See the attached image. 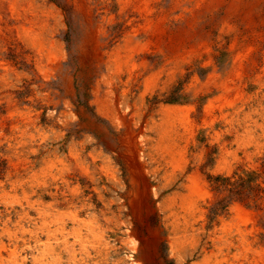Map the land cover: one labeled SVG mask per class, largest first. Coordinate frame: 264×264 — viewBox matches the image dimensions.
<instances>
[{
  "label": "bare ground",
  "instance_id": "6f19581e",
  "mask_svg": "<svg viewBox=\"0 0 264 264\" xmlns=\"http://www.w3.org/2000/svg\"><path fill=\"white\" fill-rule=\"evenodd\" d=\"M69 1L64 0L68 5ZM240 1L242 0H236V4H240ZM59 2L60 0H0V139L2 137L9 139L23 136L29 140V148L26 152H23L22 158H19L20 160L15 159L14 155L9 153L7 155L9 158L8 164H5L3 167L0 165V199H4L6 208L4 209L5 211L0 209V215L4 212L3 215L9 217L6 220L0 218V223L9 225L13 221L12 214L21 210L19 212L20 217L16 223L22 230L23 236L20 234L18 227H16L18 231H12V227L7 226L5 231L10 233V240L16 246L19 245L21 239H27L28 253L23 258L24 263H28L29 255L32 256V264L41 263V261L46 263L43 259L51 255L54 261L53 264H68L71 262L73 264H120L118 260L111 261V251H113L110 246L113 232L111 223L117 221V218L119 220V217L124 211L125 204L120 201L122 198H118V196L116 199H108L109 201H106L103 191L96 185L99 184L101 179H103L102 177H105L106 174L108 178L115 180V176L107 167L121 159L128 165L130 171H134L133 173L144 174V163L141 162V159L134 152H126L127 154L121 155H107L105 153L106 150L116 149L114 139L110 140L107 138L108 135L106 134L108 131L111 132L109 136H113L115 133V137L116 134L120 133L122 128L121 124H124V122L129 125V128L132 127V118L129 117L128 113L131 110V104L119 107L115 110L116 114L113 111L112 115L106 111L107 104L104 100H106V96H113L115 90L119 88L124 69L129 74V79L136 77L135 67L137 65L139 42L136 41V37L133 34H130L131 30L127 38L124 37V40L115 44L111 49H109L107 42L98 43L96 46L91 45L89 49L92 55L88 53V58L85 59L80 57L81 54L79 55L81 61L90 65L92 68L91 76L87 77L84 72L76 71L79 66L76 50L69 51L67 48V43L64 38L66 31L65 12L59 5ZM195 2L197 3V1ZM218 2L220 1L200 0L197 6L199 10L198 16H203L208 10L209 13H213L218 7V5L216 6ZM234 8L233 10V6H231L227 15L222 16V22L224 24L232 20L234 12L239 6H235ZM194 15L197 16L195 12ZM131 22L132 19L128 20L127 24ZM172 27L165 26L163 28H155L154 30H164V35ZM228 34L233 36L232 42L230 41V49H236V47L246 44L245 42L255 39V37L250 36L252 39L250 40L248 36L242 35L236 30H232ZM91 36L95 37L96 35L94 32H91ZM189 38L190 35L186 37L191 42L190 48L184 43L177 45L174 47L175 51H171V54L167 56L164 54L167 57L165 58L167 59L166 62L171 61L169 57L172 55L182 58L186 52H198L200 43H197L196 36L194 39ZM13 54H17V56L21 54L22 57L18 58L21 63L20 65L28 66L29 69L22 73L17 71L15 63L10 58ZM196 56L200 57V55ZM248 57L250 58L247 66L249 76H246L247 80H242L244 81L243 83L240 84L237 82L235 85L238 98L243 102L242 105L236 108V114L240 116L239 118L236 116V120L245 123L243 124V129L248 135H246L247 143H245L255 147V153L258 154L259 159L256 164H250L246 167L247 171L246 173L244 172V176L247 180L252 179L249 183L252 186L248 184L243 193L239 194V196L243 197L244 202L235 203L233 210L237 215L234 221L236 222L235 225L242 234V242L240 243L242 247L240 246V249L245 254L246 260H249L250 264H253V255H256L258 250L264 253V212L258 208V205L260 207V204H264V158L261 151L264 146V91L261 83V70L264 71V65L262 66L261 62L264 61V51L259 53V48L256 43L252 42L246 48L244 55L236 56L234 62L236 63L237 69L242 70V68H246L244 62ZM206 62L203 63L199 60L190 61L188 67L185 66L184 70H182L184 81L195 80L196 83H201L203 76V73H201L202 69L212 66L213 69L209 72L204 84L206 91H209L210 86L213 84L221 87L224 91H229L231 87L227 77L220 78L221 80L217 82L219 76L228 71V60L220 67L221 69L214 61ZM107 68L112 69L109 76L104 75V69ZM10 78H14L15 81ZM21 81H24L23 83L25 84L27 83V88L30 82H35L36 85L32 88L37 87L40 89L38 95L32 98V102L29 98L30 104L33 105L22 106L21 100L25 97L22 98L20 95L27 91ZM3 92H6V94L1 96ZM78 92L81 93L80 96ZM226 97H228L227 92L223 94V98L226 99ZM76 99L80 100L84 105L79 106L80 101L77 104L75 102ZM39 104L43 109L39 108ZM200 104L201 97L197 96L190 105L176 106L174 104L172 106H165L161 112L166 115L167 119L169 118L171 126L176 121H180L181 123L190 125L195 124V126L201 129L199 123L201 112H208L207 107L209 106L205 107V109L203 107L201 110ZM53 106L55 109H53ZM47 108L50 109L48 114L45 113ZM87 108L89 110L91 109L92 112L86 113ZM2 110H5L6 113H2ZM119 118H123V121H118ZM49 130L53 131V133H50ZM106 130L107 132H105ZM129 130L128 134L123 136L127 144L133 143V133ZM164 131L162 137H167L169 131L167 129H164ZM203 131L202 135L204 134L207 137V135H210L211 129L209 127L203 128ZM37 134L40 135V138L35 140ZM161 142L157 144V149H162L164 153L173 152V142H170L169 138L165 142V146ZM232 151L229 152L232 153ZM172 157L174 163L178 166H182L188 162V158H186L184 153L178 156L173 155ZM54 170L58 172L55 186L42 190L36 189L35 185L44 182L49 175L54 176ZM103 171L106 174L97 176L98 173ZM26 173L29 174V179L24 180V178L18 177L12 182L11 190L5 187L6 184L1 178L2 175L24 176ZM189 176L191 182L187 184L189 192L182 197L180 195L175 196L176 198L161 196V199L159 198V190L156 188L153 190L154 196L157 199L159 198V209L163 211L167 210L170 206L172 207L179 196L181 197V203L189 215H193L196 210H200V204L202 203L200 198L208 191L207 188H209L210 182L207 176H203L199 170ZM93 184L96 185L92 186ZM115 184L117 185L118 182H115ZM29 187L32 189L29 190ZM18 189L23 190L24 199H21L14 192V190ZM90 191H93V193H90ZM118 193L120 196L121 192L118 191ZM150 193L148 186L144 185L143 187L137 188L135 195L133 198L131 197L132 212L138 215L140 222L146 219L145 213H143L146 210L145 207L151 205ZM208 193L210 192L208 191ZM186 217L184 216L181 219L178 214L174 213L173 223L175 224L176 233L180 231V227H177L180 222H188ZM42 219L44 220L42 221ZM250 221H253V225ZM39 222L40 225H37ZM166 222L164 219V225L168 227V223L166 224ZM246 223L252 225L248 232L245 229H241V226ZM132 225V222L126 225L125 231L128 233L126 234L128 236L126 239L124 237L129 249L128 255L132 258L137 254L144 256L146 249L152 243L147 238L144 240L140 239L139 235L142 234V228H138L135 233L134 229H131ZM149 226L144 227L143 225L144 228H151ZM162 229L163 225L161 224L156 231L152 228L151 230L149 229V232H152L153 236L157 238L160 236L159 231ZM2 232L0 231V235ZM250 232H252L250 234L251 237L245 238V235ZM257 234L263 237V240H259V237L256 236ZM43 238L46 239L43 240ZM167 240L171 245L170 257L177 260L179 264H185V254H187L185 252L187 251L181 250L180 248V245L185 243V240L179 234H170ZM34 242L36 246L33 244ZM154 243L153 245H155ZM0 244L1 253L5 245L3 243ZM40 248L43 249L36 254L35 251H39ZM233 255L235 257V254ZM249 255H251V258ZM12 256V262H17V254L13 253ZM212 257H215V260ZM7 258L10 259V257ZM239 259L242 260L243 258L239 256ZM227 263H230V261ZM194 264L225 263L224 258L220 257L217 251H213L210 255L207 254L206 259L201 262L196 261ZM234 264L239 263L234 262Z\"/></svg>",
  "mask_w": 264,
  "mask_h": 264
},
{
  "label": "rangeland",
  "instance_id": "374dc122",
  "mask_svg": "<svg viewBox=\"0 0 264 264\" xmlns=\"http://www.w3.org/2000/svg\"><path fill=\"white\" fill-rule=\"evenodd\" d=\"M132 1L70 0L69 5L66 4L64 0H60L59 2V5L65 12V33L67 35L64 33V38L65 42L67 43V48L69 51L76 50L79 65L76 71L84 72L85 76H91L92 68L90 65L82 62L79 58V55L81 54L80 57L82 59L88 58V53L92 55L89 49L91 45L96 46L98 43L107 42L109 49H111L115 44H118L124 40V37L127 38L131 30L134 32L131 31L130 34H133L136 37V41L139 42L137 65L135 67L136 77L129 79V74H127L126 70L124 69L119 88L115 90L113 96H106V98L104 97L106 99L104 102L107 104L106 111L112 115L113 111L115 112V110H117L119 107L131 104V110L128 113L129 117L132 118V127L129 128V125L124 122V124H121L122 128L120 133L116 134L115 137V133L113 136H109L111 132H107L106 130V135H108L107 138L110 140L114 139L116 142V149H109V151L106 150L105 153L107 155H121L134 152L138 155V158L141 159V162L144 163V174L133 173L134 171H130L128 165L123 159H121L117 162L115 161V164L113 163L107 167V169L115 176V180L108 178V175L104 173V171L100 173L97 172V176H100L101 174L106 175L105 177H102L103 179H101L99 184L92 185L98 186L99 189L103 191L106 201L116 199L118 196V198H122L120 201L125 204L124 211L119 217V220L117 218V221L111 223V227H113L110 243V246L113 250L111 251V261L113 262V260H118L120 264H178L175 259H169L171 245L167 240V237L170 236V234H179L180 237L185 240V243L180 245L181 250L193 249L189 255L185 254L186 259L188 257L187 262H184L185 264H189L190 260L202 255V252L210 255L216 249L218 253H223V251L227 249L228 255L224 257V261H230L228 264H234V262L239 264H250L249 260H246L245 254L242 253V249H240L242 234L238 230V227H236V222H234L237 215L233 210V205L237 202H244L243 197L239 196V194L243 193L245 187L252 180H247L244 176V172L246 173L247 166L257 163L259 156L257 153H255V147H253V145L246 144V138L248 135L243 129V124L245 123L236 120V116L238 118L240 117L236 114V108L242 105L243 102L238 98V92L236 91L235 85L237 82L241 84L247 80L246 76H249V70L247 71V66L249 64L250 58L248 57L249 59H245L244 66L246 68H242V70L237 69L236 63L234 61L236 56L244 55L246 48L249 46V44H252V42L256 43L257 47L259 48V53L264 51V46H262L264 45V0H242L240 1V4H236V0L235 2L234 0H219L220 2L216 4V6L218 5L217 9L214 10L213 13H209L208 10L203 16H198L199 10L197 9V6L200 0H195L197 3L194 0ZM231 6H233V10L235 9V6H239V8L235 10L232 20H230V22L227 24H224L222 22V16L227 15ZM194 12L197 14V16L194 15ZM130 19H132V22L130 23L131 25L127 24V21ZM165 26L173 27L167 30L164 35V30H154L155 28H163ZM150 30L152 31L150 32ZM232 30H236L240 34L248 36L250 40H252L250 36L255 37V39L245 42L246 44L238 46L236 49H230V41L232 42L233 36H230L228 33ZM91 32H94L96 36L92 37ZM189 35V39H194L196 36V40H198L197 43H200L198 52H186L182 58L180 56L174 55L170 57L168 56L171 61L166 62V56L171 54V51H175L174 47L177 45L184 43L190 48L191 42L186 39V37ZM164 54H166V56H164ZM196 55H200V57H197ZM21 57V54H19V56H17V54H13L10 57L15 63L17 71L20 73L29 69L28 66L20 65L21 63L18 58ZM194 60H199L203 63H207L206 61H214V63L219 66V68L225 64L224 62L226 60H228V71H226L223 75H220L217 79V82H219L224 77H227L228 83L231 87L229 91H224L221 89V87L216 86L215 84L210 86L209 91H206L204 84L207 80L209 72L213 69L212 66L204 68L205 70L202 69L201 73H203V76L201 78V83L198 84L195 80L184 81L182 70H184L185 66L188 67L190 61L192 62ZM261 65H264V61L261 62ZM111 71V68H107L104 69L105 74H102L109 76ZM261 73V83L264 91V71L261 70ZM10 79L15 81L14 78ZM23 82L24 81H21V83L24 84V88L27 92L22 93L20 96L22 98L25 97L23 100H21L22 106L25 107L26 105H33L30 104L29 98L32 102V98L38 95L40 89L37 87L34 89L32 88L36 85L35 82H30L28 84V88L26 87L27 83L25 84ZM225 92L228 93V97H226V99L223 98V94ZM5 94L6 92H3L1 93V96ZM80 94L81 93L78 92L79 96ZM197 96L201 97V110L203 107L205 109V107L209 106L207 107L208 112H201V118H199L201 129L195 126V124L190 125L181 123L180 121H176L174 125L171 126V123H169V118L167 119L166 115L161 112L162 108L165 106H172L174 104L176 106L190 105ZM79 101L80 100L78 99L75 100L77 104ZM83 105L84 104L80 101L79 106ZM39 108L43 109L40 104ZM53 109H55L54 106ZM49 110L50 109L47 108L45 113L48 114ZM88 112H92V110L87 108L86 113ZM2 113H6L5 110H2ZM119 120L123 121V118H119L118 121ZM106 124L108 123L106 122ZM208 127L211 129V132L210 135L205 137L204 134L202 135L204 132L203 128ZM129 129L133 133V143L128 141L130 144H127L124 141L123 136L128 134ZM164 129L169 131L167 137H162L163 133L166 132ZM49 132L53 133V131L50 130ZM237 134L240 136H237ZM39 138L40 135L37 134L35 140ZM168 138L170 142H173V152L164 153L162 149L159 150L156 148L157 144L161 141H163L161 143L163 146H165V142L168 140ZM27 140L28 138L23 136L9 139L2 137V139H0L1 167H3L5 164H8L9 158L7 155L9 153H12L15 159L22 158L23 152H26L29 148V140ZM229 151H232V153ZM261 151L264 158V146ZM181 153L185 154L186 158H188V162L182 166H178L174 163L172 156H178ZM139 154L142 156L139 157ZM57 170L53 171L54 176L49 175L44 182L35 185V188L42 190L47 187H54L57 183ZM197 170H199L203 176H207V179L210 182L209 188H207V190L210 193L207 191L206 194L200 198L202 200V203L200 204V210H196L193 215H189L180 200L183 195L188 194L189 192V188H187V184L191 183L189 175L196 172ZM18 177L28 180L29 174L26 173L24 176H1L2 180L6 184L5 187L8 188V190H11L10 188H12V182ZM115 182H118V184L116 185ZM144 185L148 186L149 191L151 192V205L145 207L146 210H144L145 212L143 213H145L146 219L143 222H140L138 215L132 212L131 199L135 195L137 188L143 187ZM155 188L159 190V198L161 199L162 197L171 198L180 195L181 197L178 196L175 201L174 205L176 207L172 205V207L170 206L167 210L162 211L159 209V198L157 199L153 194V190H155ZM30 189L32 188L29 187V190ZM118 191L121 192L120 196ZM14 192H16L21 199H24V193L22 189L14 190ZM90 193H93V191H90ZM0 205L1 210L6 209L4 205V199L2 198L0 199ZM17 205L21 206L20 204ZM247 205L250 206L249 203H247ZM258 208L264 212V204H260V207L258 205ZM175 209L178 210L176 211ZM19 212H21V210L12 214V222L14 223L11 222L9 225L0 223V231H3L0 235V243L5 245L0 253V264H32L31 255L28 256V263L23 262V258L28 253L27 239H21V242L19 241V245L16 246L14 242L10 240V233L5 231L7 226H11L12 231H18L16 228L18 227L16 221L20 217ZM3 213L4 212L1 213L0 218L2 220L8 219L9 217L4 216ZM174 213L178 214L181 219H183L184 216H187L186 219L188 222H180L177 226L180 227V231H178L179 233L175 232V224L173 223ZM3 217L5 218L3 219ZM164 219L167 221L166 224L168 223V227H165ZM43 220L44 219H42V221ZM40 222L37 225H40ZM131 222L133 224L131 229H134L135 233L137 232L138 228H142V234L139 235L140 239L144 240L147 238V240L152 243V245H149L146 249L144 256L137 254L132 258L128 255L129 249L125 243L124 237L126 239L128 236L126 235L128 233L125 231L126 225ZM251 222L253 225V221H250V223ZM250 223L243 224L241 229H245V231L248 232L250 226H252ZM161 224L163 225V231H159L160 236L156 238V236H153L152 232H149V229L151 230L153 228L156 231L161 226ZM143 225L144 227L149 226L151 228H144ZM19 232L23 236L22 230L20 228ZM252 232L245 235V238L251 237L250 234H252ZM256 236L259 237V240L264 239L259 234ZM45 239L46 238H43V240ZM154 241H156V243H154ZM153 243L155 245H153ZM33 244L35 245V242ZM42 249L40 248L39 251H35L36 254H38ZM13 253L17 254V262H12L13 260L11 258H13ZM233 254H235V257ZM239 256H241L243 259H239ZM263 256L264 253L258 250L256 255H253V264H264ZM7 257H10V259ZM249 257L251 258V255H249ZM212 258L215 260V257ZM43 261L46 263L41 261V263L37 264L54 263L53 257L51 255L46 256ZM68 264L73 263L71 262Z\"/></svg>",
  "mask_w": 264,
  "mask_h": 264
},
{
  "label": "crops",
  "instance_id": "0c3cea01",
  "mask_svg": "<svg viewBox=\"0 0 264 264\" xmlns=\"http://www.w3.org/2000/svg\"><path fill=\"white\" fill-rule=\"evenodd\" d=\"M205 249V248H204ZM193 249H188V250H185V251H187V252H185V253H187L188 255L191 253V251H192ZM215 251H217V249L215 250ZM218 252V251H217ZM220 254V257H226L227 255H228V251H227V249H225L224 251H223V253H219ZM206 256H207V253L205 254L204 252H202V255H200L199 257H196V258H193L192 260H190V262H189V264H194V262H196V261H203L204 259H206ZM169 259H173L172 257H170V254H169ZM185 262H187V260H188V257H187V259L185 258ZM176 262L178 263V261L176 260ZM224 263L225 264H228L226 261H224ZM179 264V263H178Z\"/></svg>",
  "mask_w": 264,
  "mask_h": 264
}]
</instances>
